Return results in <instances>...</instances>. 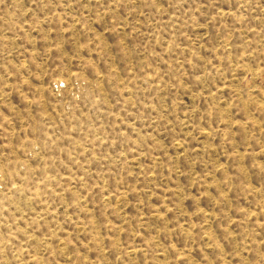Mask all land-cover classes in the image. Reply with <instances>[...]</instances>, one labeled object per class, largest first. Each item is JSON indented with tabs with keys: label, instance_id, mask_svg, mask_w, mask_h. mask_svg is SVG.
<instances>
[{
	"label": "rangeland",
	"instance_id": "1",
	"mask_svg": "<svg viewBox=\"0 0 264 264\" xmlns=\"http://www.w3.org/2000/svg\"><path fill=\"white\" fill-rule=\"evenodd\" d=\"M0 264H264V0H0Z\"/></svg>",
	"mask_w": 264,
	"mask_h": 264
}]
</instances>
